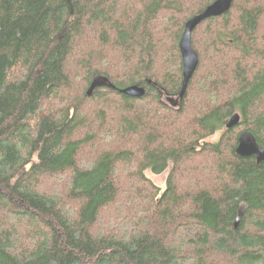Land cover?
<instances>
[{
	"label": "trees",
	"instance_id": "trees-1",
	"mask_svg": "<svg viewBox=\"0 0 264 264\" xmlns=\"http://www.w3.org/2000/svg\"><path fill=\"white\" fill-rule=\"evenodd\" d=\"M215 1L0 0V264H264V0L195 28L180 100Z\"/></svg>",
	"mask_w": 264,
	"mask_h": 264
},
{
	"label": "water",
	"instance_id": "water-1",
	"mask_svg": "<svg viewBox=\"0 0 264 264\" xmlns=\"http://www.w3.org/2000/svg\"><path fill=\"white\" fill-rule=\"evenodd\" d=\"M234 0H216L214 3L209 5L205 11L192 19H190L186 25L185 30L183 32L182 38L180 40V50L182 54L183 60V83L182 90L180 93V100L183 99L187 88L189 86L190 80L192 79L198 64H199V56L195 51L192 45V32L195 28L211 17H219L224 13L228 12L233 4ZM93 88V86H92ZM91 88V89H92ZM145 88L139 85H132L121 92L132 96V97H142L145 94ZM174 96H169V101H179L174 100ZM241 120V115L239 113H234L226 119V127L228 129L233 128L238 125ZM236 153L239 156H255L258 163L264 161V147L260 145L254 134L250 131H243L239 137V144L236 149ZM241 213L239 214L235 227H237L240 220Z\"/></svg>",
	"mask_w": 264,
	"mask_h": 264
},
{
	"label": "rangeland",
	"instance_id": "rangeland-1",
	"mask_svg": "<svg viewBox=\"0 0 264 264\" xmlns=\"http://www.w3.org/2000/svg\"><path fill=\"white\" fill-rule=\"evenodd\" d=\"M169 96H163V100L166 101L167 103H169ZM174 100H177V97L174 98ZM216 138V137H214ZM149 176L152 180H154V182L159 185L162 188H165L166 186V181H167V177H168V173L164 172L162 174H154L149 172Z\"/></svg>",
	"mask_w": 264,
	"mask_h": 264
},
{
	"label": "flooded vegetation",
	"instance_id": "flooded-vegetation-1",
	"mask_svg": "<svg viewBox=\"0 0 264 264\" xmlns=\"http://www.w3.org/2000/svg\"><path fill=\"white\" fill-rule=\"evenodd\" d=\"M170 104H173L174 106H177L179 104V101H169Z\"/></svg>",
	"mask_w": 264,
	"mask_h": 264
}]
</instances>
